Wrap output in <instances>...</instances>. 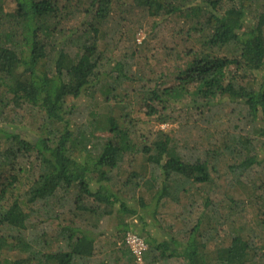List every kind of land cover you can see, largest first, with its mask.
Instances as JSON below:
<instances>
[{"label": "trees", "instance_id": "1", "mask_svg": "<svg viewBox=\"0 0 264 264\" xmlns=\"http://www.w3.org/2000/svg\"><path fill=\"white\" fill-rule=\"evenodd\" d=\"M170 22L182 65L131 105L135 34ZM127 232L141 264H264V0H0V264H138Z\"/></svg>", "mask_w": 264, "mask_h": 264}, {"label": "rangeland", "instance_id": "2", "mask_svg": "<svg viewBox=\"0 0 264 264\" xmlns=\"http://www.w3.org/2000/svg\"><path fill=\"white\" fill-rule=\"evenodd\" d=\"M7 9V8H6ZM172 26H174L173 22L168 23L167 25L165 24L162 28V31L160 32H152V28H151V23H147L146 25H144V27L141 30H138L135 34V39L137 43H141L144 40H146V45L144 48H141L140 50L137 51V55L134 57L135 58V62L132 65V70L133 73L135 72V74H132V81H128L126 83L123 84V91L122 94L124 96V99L127 101H134L136 98V94H137V90L139 87V82H140V77L142 74L145 77L148 78H155L161 75L162 72H165V67L170 69V71L172 70L173 67H175V65L177 64H181L183 59H181V57L179 56L178 59H174V62L171 63H167L166 61H164L163 59L159 60L161 58V55H166V49H168V45L171 43L172 39H171V32L173 30ZM177 26V25H176ZM128 45H130V43H125L124 46L128 47ZM182 65V64H181ZM168 72V70L166 71V73ZM138 74V75H136ZM140 75V76H139ZM98 96V95H97ZM96 96V97H97ZM95 97V98H96ZM94 101H97L98 103L101 101V97L98 96L96 99H94ZM88 105L92 106L93 105V101L90 100L88 98ZM86 104V105H87ZM138 104L137 99L131 103V105H135ZM123 105H120L119 107H122ZM126 106V105H125ZM129 108L130 106L127 108V113L129 115V118H133L135 117V112H129ZM9 109V116L10 119L13 118V116L16 117H20V115L23 116V118L20 121H17L18 124V128L19 130H21L22 133L27 134L29 136L33 135L36 133L37 131V127H38V117L37 115H33L31 114L29 111H25L24 108H20V109H15V108H8ZM180 117V116H179ZM153 130H161L171 136L178 134V136H180L179 134V124L174 122V123H163V124H158L155 123L153 128ZM140 132H142V134H146L147 130L145 129V127H142L141 129L137 130V133L140 134ZM102 136H105L107 133L106 132H100ZM136 133V134H137ZM198 133L196 132H192V137L190 136V133L186 135L187 138H189V140H194L195 135H197ZM139 140V139H138ZM137 140V141H138ZM199 142H201L200 144H206L207 141L204 137L200 138ZM139 166L140 165H144L145 164V159L144 156H142L139 161ZM222 174V173H221ZM24 182H26L24 180ZM143 191L139 194H142ZM226 193H228V190H224L223 191V195H225ZM219 195V191L217 190L215 193V196L213 197L214 199L217 198V196ZM131 206L135 207L137 210H139L141 208V211H144V213L149 217L150 215L147 213L149 212L151 214V209H147L145 210V208L143 209L140 205V203L138 202V192H137V196H136V200L132 201ZM162 208L159 210V212L162 213V215H164V219L166 222L170 221V218L168 217L167 214H169L170 212H173L174 209L170 208L169 206L166 205L165 202L161 203ZM159 212H156V214L159 217ZM255 211L252 210V212H250V216H252L254 214ZM167 213V214H166ZM128 218L126 219L127 222L129 223H134L137 224L138 227H140V223L138 221V219L135 216H127ZM157 217V219H158ZM160 219V218H159ZM118 219H109L107 222H103V225L101 227V229L103 231H105V235L107 236L108 233L113 232L114 229L113 227L117 224ZM125 221V222H126ZM155 223H157L155 221ZM154 226V223L153 225ZM131 231V230H130ZM109 235V234H108ZM157 238L162 239V233L160 231L155 232L154 234ZM102 239V238H101ZM110 241L107 240L105 238H103V241ZM55 246V245H54ZM53 247V246H52ZM5 250V248L3 249ZM15 255L14 253L8 252L6 251L4 253V257L6 259L12 260V256Z\"/></svg>", "mask_w": 264, "mask_h": 264}, {"label": "built area", "instance_id": "3", "mask_svg": "<svg viewBox=\"0 0 264 264\" xmlns=\"http://www.w3.org/2000/svg\"><path fill=\"white\" fill-rule=\"evenodd\" d=\"M124 241L138 264L142 263L143 254L147 249V244L141 236L133 232H127Z\"/></svg>", "mask_w": 264, "mask_h": 264}]
</instances>
